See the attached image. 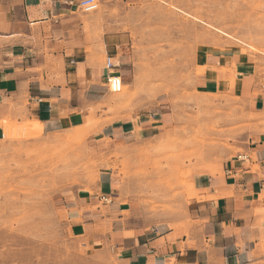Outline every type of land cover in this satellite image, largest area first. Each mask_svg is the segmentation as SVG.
Masks as SVG:
<instances>
[{
	"label": "rangeland",
	"instance_id": "rangeland-1",
	"mask_svg": "<svg viewBox=\"0 0 264 264\" xmlns=\"http://www.w3.org/2000/svg\"><path fill=\"white\" fill-rule=\"evenodd\" d=\"M97 1L96 12L75 15L89 54L107 45L127 56L123 92L108 91L84 126L48 135L26 100L0 92V264H121L108 221L89 225L72 210H91L81 203L101 172L113 173L125 220L151 227L184 212L195 180L223 173L264 130L263 115L233 91L236 68L221 70L229 89H214L198 52L248 53L264 91V0ZM139 117L168 122L153 138H103L105 126Z\"/></svg>",
	"mask_w": 264,
	"mask_h": 264
},
{
	"label": "crops",
	"instance_id": "crops-1",
	"mask_svg": "<svg viewBox=\"0 0 264 264\" xmlns=\"http://www.w3.org/2000/svg\"><path fill=\"white\" fill-rule=\"evenodd\" d=\"M80 1L0 0V92L26 100L28 119L44 135L84 126L90 108L107 97L103 55L112 57L121 74L129 65L119 46L89 54L75 15ZM198 52L208 67L201 80L219 91L229 89L221 70L235 67L234 93L264 118V91L250 55L237 47ZM167 122L118 120L101 134L132 143L153 138ZM243 150L244 161L238 154L223 173L195 180L199 193L184 212L151 227L125 220L129 209L108 170L101 172L96 194L81 203L91 210H72L85 214L89 225L108 221V241L121 264H264V130Z\"/></svg>",
	"mask_w": 264,
	"mask_h": 264
},
{
	"label": "built area",
	"instance_id": "built-area-1",
	"mask_svg": "<svg viewBox=\"0 0 264 264\" xmlns=\"http://www.w3.org/2000/svg\"><path fill=\"white\" fill-rule=\"evenodd\" d=\"M78 8L84 13H93L99 9V2L97 0H81L78 3ZM105 67L109 72L107 75L106 83L108 91L114 94L121 93L123 90L124 81L122 76L118 72H116L118 66L114 63L111 56H107ZM238 159L244 161L246 159V155L241 154L238 156ZM101 200L103 202L109 201L105 197H102Z\"/></svg>",
	"mask_w": 264,
	"mask_h": 264
},
{
	"label": "bare ground",
	"instance_id": "bare-ground-1",
	"mask_svg": "<svg viewBox=\"0 0 264 264\" xmlns=\"http://www.w3.org/2000/svg\"><path fill=\"white\" fill-rule=\"evenodd\" d=\"M124 91V86H123V90H122V92Z\"/></svg>",
	"mask_w": 264,
	"mask_h": 264
}]
</instances>
